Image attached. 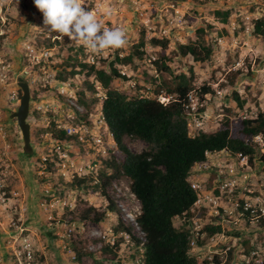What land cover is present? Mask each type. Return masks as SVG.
Listing matches in <instances>:
<instances>
[{"label":"rangeland","instance_id":"374dc122","mask_svg":"<svg viewBox=\"0 0 264 264\" xmlns=\"http://www.w3.org/2000/svg\"><path fill=\"white\" fill-rule=\"evenodd\" d=\"M82 4L92 10L105 27L123 29L126 43L119 48L110 47L93 53L82 43L70 41L64 34L49 32L43 25V13L35 7L33 0H0V76L1 74L6 75V79L0 80V127L5 134L4 138L0 137V153L7 151L8 156L23 150L20 131L15 119L11 118V113L16 111L17 107L11 105L10 97L15 95L20 99L17 83L27 82L30 89V104L41 101L40 103L47 105L43 112L34 113L32 104L31 112L27 117V122L30 124V142L35 146V154L30 159V165L26 164L19 170L20 165L14 157H9L8 160L4 161V164L0 162V176L2 175L1 172L4 171L1 191L7 198L9 197V194L5 192L7 185L24 184L26 189L30 187L34 190L37 187L40 190V203L42 200L50 202L55 199L67 201L70 199L69 202L71 205H75L74 207L78 211L92 206L98 212L105 213V217L100 223L88 222L84 225L72 221L73 210L68 212L67 209L60 206L56 210L53 209L54 206L53 208L50 207L49 211L46 209V217L39 221L40 226L37 224L36 227L43 226L47 232L44 229H40L41 234L35 231L39 241L31 235L35 253L39 254V257H36L35 254L36 264H63L66 261L67 255L63 246L66 243L69 245L72 241L69 242L65 238L61 239L52 233L64 234V225L68 223L69 215L71 217L70 226L74 230V236L78 239L77 242L80 246L76 245V247L81 250L84 249L83 252H87L88 247L96 249V253H94L96 260H104L103 257L106 256L107 258L110 254L99 253L100 250L97 247L102 242L96 240L97 234L93 233L99 232L108 235L113 230L112 226L117 219L129 221L126 213L136 212L139 209L138 201L129 192V182L124 178L119 182L115 181L107 189L118 209V213H114L106 211L107 201L99 193L91 190L78 191L71 188L70 190L68 183L57 179L56 176L41 179V175L38 174L37 170L41 167L40 159L48 154L51 145L50 139L45 137L46 134H50L48 132L50 121L52 117H55L53 115H58L55 122L63 123L64 116L68 114V109L63 104L64 98L58 94L55 75L58 69L57 65L61 64L71 54L68 51L70 46L82 48V52L76 55L77 59H83V55H85V61L90 63V56L93 55L95 61H98L97 67L101 68L106 67L116 52L118 55H126L131 50L132 45L137 43L141 31L144 33L145 41L151 37L168 39L169 44L165 54L170 57V60L167 65L175 74L181 71L188 73L189 68L192 69L193 84L188 93L202 103L197 116L200 128L187 119L190 135H194L198 131L213 132L225 116L252 118L259 112L264 113V38L252 34L253 23L256 19L264 16V0H185L182 2L172 0H82ZM216 9L230 12L226 23H221L213 16V11ZM207 25L211 28H208ZM197 27H204L207 30L205 41L213 48L212 56L203 63L194 62L189 56L181 57L176 53L177 44H185L195 38L194 31ZM45 39L54 44L46 48L43 43ZM56 42L62 43L63 48ZM31 50L37 53L40 51L47 52V58L41 61L44 64L42 67H37L41 62L28 60L30 57L27 55ZM159 51L158 47H151L146 43L142 60L135 61L133 64L118 66L119 71L125 73L126 80H115L112 84L113 87L129 95H143L150 91L153 78L168 79L166 74L157 72L153 64V61L160 54ZM1 65L7 66L6 70H2ZM24 70L28 73L24 74ZM83 78L84 76L80 74L64 82L69 83L76 92L85 88ZM203 86L210 87V92L202 94L201 88ZM233 93H236L238 98L244 101L242 109H238ZM169 98L171 96L162 91L155 96V99L160 103H166ZM39 135L41 139L38 137ZM124 143L132 153L140 152L145 148V144L136 139L126 138ZM259 143L257 142L259 147L256 152L257 158L264 153V140L261 141V145ZM76 146L81 148L80 144ZM85 153L86 150L81 148L80 152L73 154L72 157H86ZM209 158L211 160L216 159L215 155H211ZM234 160L236 159L231 157L230 161ZM4 165L8 166L5 167ZM12 165H14L15 170L12 169ZM236 173L237 186L233 192L225 194L222 199L223 205H227L228 201L235 205L246 197L264 199V170L259 162H256L253 167L248 163L242 167L236 166ZM189 180H195L204 186L212 187L216 176L212 170L201 171ZM46 184H51L53 188L50 191V197H45L42 192V187ZM2 206L0 203V207ZM13 206L14 204L10 202L8 206L5 205L0 208V264L7 263L4 248L6 244L5 233L1 227L3 225L10 227L7 225L13 221L20 223ZM7 210L11 212L6 214ZM49 214L52 216L51 219L47 218ZM262 218L253 222L245 218L240 220L237 227L224 223L222 229L226 231V227H228L243 232L245 236L252 235L251 240L255 241L253 246L259 248V255L262 257L264 255V244H262L264 242V229L260 225ZM224 236L225 238L221 239V245L233 246L236 242L233 241L234 238L230 239L226 234ZM38 246H43L45 250L40 253ZM218 247L217 249H219ZM242 247L238 246L237 248ZM204 249L205 255H211L206 247ZM122 254H126L125 250L122 251ZM85 260L87 264H91L90 258L87 256H85ZM67 261L69 264V258Z\"/></svg>","mask_w":264,"mask_h":264},{"label":"trees","instance_id":"16d2710c","mask_svg":"<svg viewBox=\"0 0 264 264\" xmlns=\"http://www.w3.org/2000/svg\"><path fill=\"white\" fill-rule=\"evenodd\" d=\"M229 15L228 10L213 11V16L221 23H226ZM207 27L211 28L209 25ZM194 34L195 38L192 41L176 45V53L181 57L189 56L194 62H206L213 54V48L205 41L207 30L204 27H197ZM252 34L264 38V16L255 20ZM43 43L46 48L54 44L48 39ZM146 43L151 47L159 48L160 54L153 64L155 70L160 74H166L168 79L153 78L150 91L143 95H129L113 87L115 80H126L119 73L118 66L142 60ZM56 44L63 46L60 42ZM168 44L169 40L165 38L151 37L145 41L144 33L141 31L137 43L132 45L126 55L120 57L116 52L106 67L101 68L97 67L98 61L93 64L87 63L85 55L83 59L76 58L77 53L82 52L80 46L69 47L68 51L71 54L57 65L55 79L66 81L82 74L85 88L75 93L79 103L89 112L94 111L96 104V99L93 97L95 87H100L104 94L101 112L119 152L112 154L110 159L103 163L104 166L99 168L97 182L88 177L76 178L68 183V189L98 192L107 201L106 211L118 213L115 201L111 199L107 189L110 188L112 181L119 182L124 178L129 182V191L139 203V209L133 213L136 225L144 235L141 255L136 251L130 256L132 259L139 258L142 264H236L239 262L238 257L247 254L255 247L253 246L255 241L251 240L252 235L245 236L241 231L226 227L225 234L236 241L226 254V261L221 262L224 255L219 253L205 255L203 246H206L209 236L222 231L220 224L211 222L215 221L214 218L203 224L202 230L206 233V237L198 242L202 250L197 254L190 252L191 221L196 217V213L193 214L191 209L196 193L191 188L189 178L195 164L204 161L206 154H214L222 150L227 151L230 157L235 155L246 157L247 163L252 167L259 162L264 170V153L260 154L259 158L256 157L259 147L254 141V136L259 134L264 140V113L259 112L252 118L225 116L213 132L198 131L190 135L183 106L186 95L192 88L193 71L189 68L188 73L182 71L173 73L167 65L170 57L165 54ZM43 65L41 62L37 67ZM160 91L171 96L168 102L160 103L155 99ZM18 92L21 97L20 89ZM209 92L210 87L201 88L202 94ZM233 97L238 109H242L244 101L240 100L236 93H233ZM53 116L55 117L50 121L48 132L51 133L53 140L61 141L65 139V133L56 129L55 120L58 115ZM38 137L41 139L40 135ZM126 138L140 140L145 144V148L140 152L132 153L124 143ZM30 144L32 154L28 155L22 150V159L34 156L35 146L32 142ZM5 192L8 193L7 190ZM197 216L202 219L207 217L204 212L202 214L199 212ZM104 217V212H98L92 206L82 211H78L77 208L72 211V221L84 225L88 222L100 223ZM260 221L264 229V217ZM112 229L115 233L127 234L131 242L136 244L135 246L140 242L138 233L129 221L117 219ZM76 244L71 242L69 245L75 252L77 260L87 256L91 264H102L103 260L97 261L94 253L83 252L76 247ZM238 246L243 247L238 249ZM100 253L116 256L114 250L108 247H102ZM35 254L39 257L38 253ZM258 264H264V259Z\"/></svg>","mask_w":264,"mask_h":264},{"label":"built area","instance_id":"2783aa9c","mask_svg":"<svg viewBox=\"0 0 264 264\" xmlns=\"http://www.w3.org/2000/svg\"><path fill=\"white\" fill-rule=\"evenodd\" d=\"M27 56L30 57L28 60L31 62L40 63L47 58V52L40 51L37 53L36 51L31 50ZM119 56L122 57V55ZM89 62L91 64L95 62L93 55L90 56ZM6 67L7 66L1 65L2 70H6ZM23 72L24 74L28 73L25 70ZM119 73L122 76L125 75L123 71H119ZM4 79H6V75L1 74L0 80L3 81ZM56 84L58 86V94L64 98L63 104H65V107L68 109V114H66L63 118L64 122L60 123L59 121L56 123V129L59 131H64L65 139L58 141L51 138V133L45 135V137H48V140L50 139L51 145L50 149L48 150V154H45L44 157H41L40 159L42 166L37 170L38 174L41 175V179L50 178V176H56L57 179H61L67 183H71V181L76 178L85 177L91 178V180L97 182L96 176L99 168L104 166L103 163L108 161L110 156L117 152L112 134L109 131L101 112V102L102 99H104L103 91L99 86L95 87L93 97L96 99V104L94 111L89 112L84 105L79 103L77 95L69 83L56 80ZM98 101H100V104H98ZM10 102L13 107H17L19 104V99L15 95H11ZM40 102L41 101H35L34 104L31 102L29 105L28 114L31 112L32 104L34 113L43 112L44 107L47 108V105H44ZM199 107H202V103L198 101V99H196L192 94L187 93L186 102L183 106V113L189 122H193L200 128L199 118L197 117L198 111L200 109ZM4 136L5 134L0 127V137L4 138ZM254 141L258 143L260 142L259 144L261 145V141H263L262 136L260 134L254 136ZM77 144H80L81 148L86 150V157H72L73 154H77L81 150V148L76 146ZM6 152L2 151L0 153V162L2 164H4V161L9 159ZM211 155H215L216 159L211 160L209 158ZM227 157L230 156L225 150L216 152L214 154H206V159L195 164L192 169L190 177L191 179L194 175L201 171L206 172L212 170L216 176V180L214 181L212 187H207L195 180H190L191 188L196 193V199L191 209L193 214L194 212L196 213V217H193L191 221V230L189 236V247L192 254H197L198 251L202 249V247L200 248L198 246L199 240H202L204 237H206V233L202 230V227L204 223L211 221V218L215 219V221H211L213 224L218 223L221 227L224 223H229L234 227H237L240 220L245 218L253 222L258 218L264 217V199H253L246 197L241 199L240 202L236 203L235 205L230 203L228 200L227 205L222 204V199L225 194L233 192L237 186L238 180L236 166L242 167L243 165L247 164L246 157L235 155L234 158L236 160L234 161H230L231 157ZM4 166L7 167L8 165ZM1 174L3 175L4 171L1 172ZM2 175L0 176V203L4 205L6 202V197L1 191L3 187ZM52 190L53 188L51 184H46L42 187V192L44 193L45 197H50V191ZM69 201L70 199L68 201L64 199H55L50 202L42 200L40 205L45 210H48L51 205H58L63 209H67L68 212H71L75 208V205H71ZM199 212H201V214L204 212L207 217L204 219H202L200 216L198 217L197 215ZM127 215L132 218V214L130 212H128ZM47 218L51 219V214H49ZM70 220L71 217L69 215L68 223L64 225V234L60 235V233L57 232V236H59L61 239L65 238L69 242H75L77 243L76 245H78V239L74 236V230L70 226ZM9 225L10 227H14L17 231V236H12L7 241L8 247L11 248V253L15 264H36V251L33 247L31 238V235L33 234L29 233V230L23 227L22 224H17L14 221ZM27 232L29 234H26ZM93 234H97L95 239L102 242L99 243V247H97L98 250H101L102 247H108L113 249L116 253L115 257H112L109 254V257L107 258L104 256L105 258L103 257L104 260L102 261V264H142L139 258L132 259L130 255H133L136 251H138V254L141 255L142 246L144 243L143 233H140V242L137 246H135V243L131 242V238L127 234L122 232L115 233L112 230L108 235L105 233L101 234L99 232ZM224 234L225 232L222 229L221 232L210 235L207 239L206 246H204V248L206 247L208 253H219L220 255H224L221 260L222 263L226 261V254L231 248L228 245H221V239L225 238ZM219 245L223 246L224 248L217 249ZM38 247V251L40 249V253L45 250L43 246ZM78 247L80 246L78 245ZM88 248V251L96 253V249H91L90 247ZM63 249L66 250L67 258H69V264H87L85 256H82L79 258V260H77L75 252L71 249L68 243L63 246ZM124 250L126 253L125 255L122 254V251ZM263 256L261 257L259 255L258 247L252 248L246 255H242L239 262L236 264H258L264 259ZM208 259H210V257Z\"/></svg>","mask_w":264,"mask_h":264},{"label":"clouds","instance_id":"9594fccd","mask_svg":"<svg viewBox=\"0 0 264 264\" xmlns=\"http://www.w3.org/2000/svg\"><path fill=\"white\" fill-rule=\"evenodd\" d=\"M33 3L43 13V25L49 32L64 34L93 53L126 43L123 29L105 27L92 10L83 6L82 0H33ZM130 213L132 218L126 215L140 237L143 232L136 225L134 212Z\"/></svg>","mask_w":264,"mask_h":264},{"label":"crops","instance_id":"0c3cea01","mask_svg":"<svg viewBox=\"0 0 264 264\" xmlns=\"http://www.w3.org/2000/svg\"><path fill=\"white\" fill-rule=\"evenodd\" d=\"M9 157H14L16 158V160H18V164L20 165L19 170H21V167L24 165H30V159L31 158H27V159H22V155H21V151H16L11 155H8ZM12 169L15 170L14 165H12ZM30 169V168H27ZM11 174V173H10ZM16 176V175H15ZM24 184H20L17 186H13V185H7V191L9 193V197L6 198V204L4 203V205L2 207H4L5 205L8 206L10 204V202H12V204H14L13 208L15 210V212L18 214V218L17 220L20 223L17 224H22L23 227L27 228L29 231H31V234L33 233V238H35L37 241H39V237L37 236L36 232H38V234H41L40 229H44L43 226L41 227H36L39 221H42L45 217H46V210H44L40 203V199H41V194H40V190L37 189V187L31 189L30 187H28L27 189L24 187ZM0 207V208H2ZM50 208V207H49ZM51 208H53V205H51ZM59 206L56 205L54 206V210L58 209ZM52 210V209H50ZM10 213V210L6 211V214ZM26 212V214H25ZM14 218H16V216H14ZM7 224H9V222H7ZM40 224V223H39ZM38 224V225H39ZM10 226V225H7ZM40 226V225H39ZM1 229H3V233H5V241L6 244L4 246L5 248V260H6V264H15L14 258L12 256L11 253V248L8 247L7 245V241L10 237H15L17 236V231L15 230L14 227H6L5 225H3V227H1ZM47 232V229H44ZM53 232V230H52ZM51 232V233H52ZM47 235V233H45ZM53 235L56 234L57 232H53ZM58 244V243H57ZM56 244V245H57ZM60 248V245H58ZM68 259V258H67ZM64 261L63 264H68V261Z\"/></svg>","mask_w":264,"mask_h":264},{"label":"water","instance_id":"95a60500","mask_svg":"<svg viewBox=\"0 0 264 264\" xmlns=\"http://www.w3.org/2000/svg\"><path fill=\"white\" fill-rule=\"evenodd\" d=\"M21 91V97L16 111L11 113V118L15 119L16 125L20 131L23 141V151L28 155L32 154V147L30 144V124L27 122L29 105H30V89L25 81L17 83Z\"/></svg>","mask_w":264,"mask_h":264}]
</instances>
